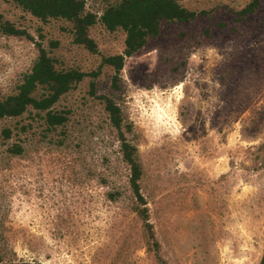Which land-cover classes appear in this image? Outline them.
Listing matches in <instances>:
<instances>
[{
    "label": "rangeland",
    "instance_id": "rangeland-1",
    "mask_svg": "<svg viewBox=\"0 0 264 264\" xmlns=\"http://www.w3.org/2000/svg\"><path fill=\"white\" fill-rule=\"evenodd\" d=\"M250 1L190 0V7L215 9L216 16L191 26L189 42L168 47L167 40L158 41L148 53L127 59L122 70L123 109L133 127L129 139L144 169L141 191L167 264H258L264 251V0L253 16L234 20L235 10ZM0 11L37 40L38 20L3 2ZM217 23L227 28H213ZM59 26L44 32L67 46ZM204 26L212 28L210 36ZM93 34L102 53L121 50L119 34L101 27ZM162 50L174 62L184 57L178 81L158 74ZM36 55L30 41L0 33L3 94ZM77 56L90 69L99 61ZM154 75L158 82H152ZM108 81L104 72L102 91ZM85 98L82 84L59 104L72 108L79 122L70 149L29 141L22 155L10 156L0 146V234L15 253L10 259L156 264L131 211L115 134ZM113 191L121 192L116 202L107 198Z\"/></svg>",
    "mask_w": 264,
    "mask_h": 264
},
{
    "label": "trees",
    "instance_id": "trees-1",
    "mask_svg": "<svg viewBox=\"0 0 264 264\" xmlns=\"http://www.w3.org/2000/svg\"><path fill=\"white\" fill-rule=\"evenodd\" d=\"M91 1V5L88 3ZM263 0H251L239 10H235V21H243L253 16ZM30 18L38 20L37 40L20 24H16L0 11V33L25 39L34 44L37 55L29 69L21 76L13 89L3 94L0 91V146L10 156H20L29 141L44 143L61 149H70L77 139L79 122L70 107L59 106L72 92L86 84V104L97 106L104 123L115 134L118 142L120 162L127 169V190L131 196V211L142 223L145 250L153 255L156 264H167L160 254L161 246L156 238L147 200L141 191L144 174L138 148L129 139L133 133L132 123L123 109L122 70L129 58H138L148 53L152 45L167 40V46L187 43L193 38L191 26L209 22L216 16L215 9L190 7V0H0ZM230 14V8H226ZM60 24V37L53 39L44 32ZM96 27L109 34L121 36V50L102 53L93 34ZM202 28V27H201ZM215 29L227 28L223 23ZM212 28L204 26L203 31L210 36ZM173 33V34H171ZM65 34L66 36H63ZM172 40V42H171ZM69 48V49H68ZM59 51H65L59 53ZM164 52L161 76L176 81L184 74V57L174 62ZM78 52L99 59L95 68H86L78 58ZM68 54V55H67ZM67 55V57L65 56ZM76 57L79 59L77 60ZM66 58V59H65ZM71 59H74L70 62ZM109 72L107 88H100V77ZM158 82L155 75L152 82ZM149 83L147 87H151ZM85 104V105H86ZM13 121L14 127L6 121ZM84 121L86 119L84 118ZM99 122H102L98 119ZM36 129V130H35ZM35 130V131H34ZM9 143L10 140H15ZM111 202L121 198V192L107 193ZM11 254V255H9ZM0 234V264H32L16 262ZM258 264H264V251Z\"/></svg>",
    "mask_w": 264,
    "mask_h": 264
}]
</instances>
